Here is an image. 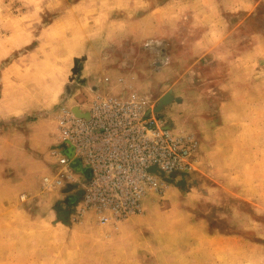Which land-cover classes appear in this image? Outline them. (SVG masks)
<instances>
[{
  "label": "rangeland",
  "instance_id": "374dc122",
  "mask_svg": "<svg viewBox=\"0 0 264 264\" xmlns=\"http://www.w3.org/2000/svg\"><path fill=\"white\" fill-rule=\"evenodd\" d=\"M103 100L194 144L106 225L53 156ZM0 264H264V0H0Z\"/></svg>",
  "mask_w": 264,
  "mask_h": 264
},
{
  "label": "built area",
  "instance_id": "2783aa9c",
  "mask_svg": "<svg viewBox=\"0 0 264 264\" xmlns=\"http://www.w3.org/2000/svg\"><path fill=\"white\" fill-rule=\"evenodd\" d=\"M58 124L64 148L54 150L53 156L59 173L72 180L69 174L76 172L72 168L76 160L91 173L76 213L93 211L102 225L138 214L143 198L161 191L162 178L193 169L194 144L173 137L160 120L147 117L135 103L99 101L88 119L64 114Z\"/></svg>",
  "mask_w": 264,
  "mask_h": 264
}]
</instances>
